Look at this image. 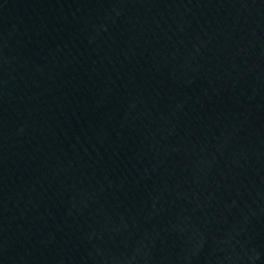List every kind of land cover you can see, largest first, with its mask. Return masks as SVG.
Masks as SVG:
<instances>
[{"label":"water","instance_id":"water-1","mask_svg":"<svg viewBox=\"0 0 264 264\" xmlns=\"http://www.w3.org/2000/svg\"><path fill=\"white\" fill-rule=\"evenodd\" d=\"M0 264H264V0H0Z\"/></svg>","mask_w":264,"mask_h":264}]
</instances>
